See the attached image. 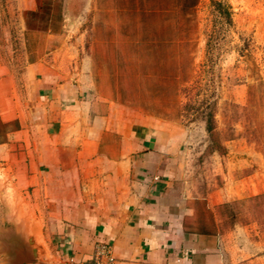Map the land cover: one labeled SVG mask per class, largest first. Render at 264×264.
I'll use <instances>...</instances> for the list:
<instances>
[{"label":"crops","instance_id":"crops-1","mask_svg":"<svg viewBox=\"0 0 264 264\" xmlns=\"http://www.w3.org/2000/svg\"><path fill=\"white\" fill-rule=\"evenodd\" d=\"M75 34L0 54V264H83L99 243L115 264H264L254 225L218 216L251 193H178L175 133L100 96L90 62L62 58L87 55Z\"/></svg>","mask_w":264,"mask_h":264},{"label":"rangeland","instance_id":"rangeland-1","mask_svg":"<svg viewBox=\"0 0 264 264\" xmlns=\"http://www.w3.org/2000/svg\"><path fill=\"white\" fill-rule=\"evenodd\" d=\"M78 31L87 55L62 58L87 60L100 96L175 133L178 193H251L218 216L264 237V0H0L3 58L24 42L31 60L77 45Z\"/></svg>","mask_w":264,"mask_h":264},{"label":"built area","instance_id":"built-area-1","mask_svg":"<svg viewBox=\"0 0 264 264\" xmlns=\"http://www.w3.org/2000/svg\"><path fill=\"white\" fill-rule=\"evenodd\" d=\"M115 262L112 246L107 243H99L94 255L83 264H115Z\"/></svg>","mask_w":264,"mask_h":264},{"label":"trees","instance_id":"trees-1","mask_svg":"<svg viewBox=\"0 0 264 264\" xmlns=\"http://www.w3.org/2000/svg\"><path fill=\"white\" fill-rule=\"evenodd\" d=\"M209 131L212 133V132H213V128L210 127V128H209ZM215 134H216V133H212V136H215ZM216 142H217V141H216ZM217 149H218L221 153H226V148H225L223 145H221V144H218V145H217Z\"/></svg>","mask_w":264,"mask_h":264}]
</instances>
